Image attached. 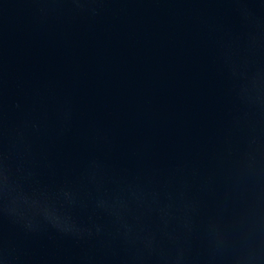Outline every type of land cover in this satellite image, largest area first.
I'll return each instance as SVG.
<instances>
[{
	"label": "water",
	"instance_id": "1",
	"mask_svg": "<svg viewBox=\"0 0 264 264\" xmlns=\"http://www.w3.org/2000/svg\"><path fill=\"white\" fill-rule=\"evenodd\" d=\"M0 264H264V0H0Z\"/></svg>",
	"mask_w": 264,
	"mask_h": 264
}]
</instances>
